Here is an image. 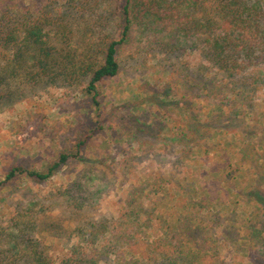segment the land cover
Returning a JSON list of instances; mask_svg holds the SVG:
<instances>
[{
    "label": "rangeland",
    "instance_id": "rangeland-1",
    "mask_svg": "<svg viewBox=\"0 0 264 264\" xmlns=\"http://www.w3.org/2000/svg\"><path fill=\"white\" fill-rule=\"evenodd\" d=\"M5 5L28 9L45 30L40 45L19 40L10 60L0 50V264H33L32 246L55 264L73 248L88 258L94 250L96 264H152L149 252L135 254L144 246L124 247L121 258L101 252L122 229L146 245L187 218L200 258L216 261L205 264H264V58L236 76L247 85L238 95L204 96L200 83L226 78L199 43L171 52L185 13L169 8L164 29L134 27L118 52L121 71L100 84L94 107L86 88L118 37L120 0ZM62 154L78 155L47 181H6L14 167L45 173Z\"/></svg>",
    "mask_w": 264,
    "mask_h": 264
},
{
    "label": "trees",
    "instance_id": "trees-1",
    "mask_svg": "<svg viewBox=\"0 0 264 264\" xmlns=\"http://www.w3.org/2000/svg\"><path fill=\"white\" fill-rule=\"evenodd\" d=\"M264 1V0H260ZM259 0H120V11L122 25L118 37L114 39L106 48L104 63L95 70L91 69V78L89 80L86 92L91 95L94 107H100L99 87L106 79L116 78L121 65L118 61V52L120 48L131 40V35L135 26H139L141 33H149L152 29L163 28L165 20L172 16V10H182L185 15L183 21L179 22L177 35L182 38L175 44L168 45L172 50L188 49L196 47L201 51L204 61L217 70L218 75L226 78L225 82H215L216 88L210 87L208 83L199 84V90L204 92V96L214 89L216 92H233L238 95L241 85L247 86L236 76L240 75L249 63L264 58V2ZM171 8L172 10H169ZM29 10L24 7L5 5L0 8V50L8 58V51L14 49L19 40L28 46L40 45L42 43L45 25L42 22L34 23L29 18ZM22 13L21 15H19ZM176 17L174 15L173 19ZM224 22L221 24V21ZM225 27V29H219ZM218 30H221L217 33ZM196 33L195 40L188 38L191 32ZM193 43L192 45H190ZM18 51V50H17ZM17 59L22 57L16 52ZM46 57H50L48 50H43ZM10 60V58H8ZM50 62V61H48ZM41 64V62L39 63ZM46 65V62L44 63ZM68 69V66L64 67ZM207 72V71H206ZM208 73H206L207 75ZM60 76H63L60 74ZM74 76L72 77V80ZM58 78L55 79L57 81ZM200 82V81H199ZM192 80V88L195 89L199 83ZM184 86V85H183ZM189 86V84H186ZM196 98L203 99L199 96ZM219 104V103H218ZM86 145V140L80 141L76 150L80 153ZM78 154H62L58 161L53 163L45 173L27 170L23 167H14L6 177V181H11L19 175H27L39 181H47L54 172L66 165L72 157ZM4 182L0 183V190ZM259 201H261L259 199ZM264 206V200H262ZM200 206V205H199ZM137 215V214H135ZM189 218L181 226L170 227L168 233H164L159 240L144 244L140 237L131 234L122 229L109 239L103 248L106 257L116 254L121 256V249L128 247L131 250L145 247L144 254L140 250L136 255L144 257L146 253L154 256L150 258L152 264H205L204 262H216L214 257L207 253L200 258L204 249L198 247L194 240L195 232L189 225ZM185 233L188 234L190 244L195 250L188 247L185 239ZM182 236V237H181ZM120 237V238H118ZM91 243H95L92 239ZM138 246V248H135ZM33 264H55L51 259L38 248L32 246ZM206 252H209L207 250ZM85 252L73 248L69 256H66L60 264H96L92 259L96 256L94 250L91 258H88ZM121 258V257H120ZM149 261V257H148Z\"/></svg>",
    "mask_w": 264,
    "mask_h": 264
}]
</instances>
